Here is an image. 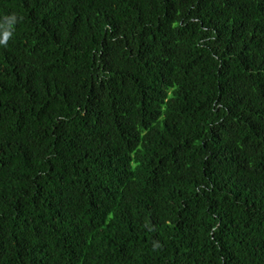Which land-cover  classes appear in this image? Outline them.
Listing matches in <instances>:
<instances>
[{
	"label": "trees",
	"instance_id": "obj_1",
	"mask_svg": "<svg viewBox=\"0 0 264 264\" xmlns=\"http://www.w3.org/2000/svg\"><path fill=\"white\" fill-rule=\"evenodd\" d=\"M0 264H264V0H0Z\"/></svg>",
	"mask_w": 264,
	"mask_h": 264
}]
</instances>
